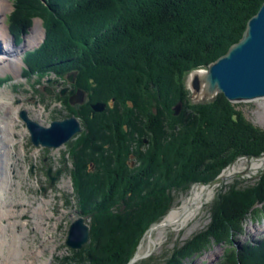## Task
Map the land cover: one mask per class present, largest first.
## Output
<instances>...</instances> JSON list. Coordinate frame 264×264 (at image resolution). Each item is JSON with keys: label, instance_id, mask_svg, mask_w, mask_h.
<instances>
[{"label": "trees", "instance_id": "1", "mask_svg": "<svg viewBox=\"0 0 264 264\" xmlns=\"http://www.w3.org/2000/svg\"><path fill=\"white\" fill-rule=\"evenodd\" d=\"M263 2L14 0L8 26L16 43L33 17L45 29L42 43L24 54L22 75L75 70L72 88L86 93L74 106L58 96L83 126L61 162L71 161L76 210L90 227L89 241L62 264H127L150 226L173 209L177 192L210 183L239 157L264 154V129L222 93L193 102L185 84L190 71L241 38ZM10 80L0 76V84ZM98 101L106 103L103 111L91 108ZM210 211L208 225L163 253L161 264H187L224 242L231 249L219 264H264V237L232 248L248 216L264 215V169L248 185L220 187Z\"/></svg>", "mask_w": 264, "mask_h": 264}, {"label": "rangeland", "instance_id": "2", "mask_svg": "<svg viewBox=\"0 0 264 264\" xmlns=\"http://www.w3.org/2000/svg\"><path fill=\"white\" fill-rule=\"evenodd\" d=\"M11 2L9 6L5 4V16L13 11L14 0ZM37 21H41L45 37L43 21L39 17H33L29 21L26 32L30 34L31 28H34ZM18 27L15 29L16 33H18ZM44 37L32 50L42 43ZM23 67L22 63L21 70ZM69 72L60 75L48 71L43 72L41 76L36 73L23 76L21 71L23 78L21 81H17L11 72L0 73L2 77H11L10 81L0 84V120L3 121V124L0 125V143L3 147L0 149V245L4 242L1 246L3 254L1 258H5L3 257L5 255L8 256V261L2 259L8 264H21L22 261L32 263L29 258L33 253L36 254L33 258L35 264H43L47 260H49L47 264H62L61 258L71 254L65 241L69 225L79 216V213L72 196L73 189L68 173L71 161L69 160L65 164L61 162L63 154L66 158L69 157L67 146L64 145L56 149L34 146L30 142L27 127L20 115V121L15 127L17 131L26 129L23 139L20 135L13 133L9 127L11 111L9 105L15 107L24 105L25 108L35 107L38 111L41 109L40 114L33 109H29L27 114L42 124L68 116L61 101H58V96L68 97V91L74 85L67 80ZM64 87H68V90L64 95H61L60 91ZM187 90L192 97L190 89L187 88ZM191 100L194 102L193 99ZM232 103L247 120L264 129V98ZM6 137L10 140H12L11 138L17 139L11 146V150L7 146ZM48 168H51L52 176L57 169H62L52 185H50V178L47 174ZM263 169L264 154L259 157H239L222 170L218 182L214 184L196 183L185 191L177 192L171 208H173L172 210L180 209L181 214H179L178 220L162 224L168 214L164 219L162 218L163 220L161 219L160 223L152 224L150 227H156L152 231L151 238L148 236L151 229H148L149 231H146L148 233H145L142 237L143 240L141 239L142 242L140 241L141 245L143 244L142 250H140L141 245L139 249L138 246L136 249L137 254L140 252L143 256L132 264H161L163 253L181 245L208 225L211 219V203L216 199L220 187L231 182L237 183L240 187L248 185ZM197 195L200 198L195 201ZM68 198L70 199L69 203L66 202ZM42 200L50 201L44 206V210L48 215L52 213L50 218L44 219L47 222L45 230L38 229L35 223L37 220L35 209L42 203ZM184 204L188 205L185 210L181 209ZM25 232H27L26 241L23 240ZM21 235L22 239L16 238ZM263 237L264 215H249L244 223L243 233L234 235L235 247L232 245V248L237 250L242 245L255 244ZM150 246L151 251L149 252ZM228 248L231 249L229 242L216 244L192 256L187 264H219L222 259L226 260L225 254ZM19 250L24 254L22 258L16 253ZM42 250L43 252L40 253ZM142 261L144 263H141Z\"/></svg>", "mask_w": 264, "mask_h": 264}, {"label": "water", "instance_id": "3", "mask_svg": "<svg viewBox=\"0 0 264 264\" xmlns=\"http://www.w3.org/2000/svg\"><path fill=\"white\" fill-rule=\"evenodd\" d=\"M13 44L15 45L14 41ZM76 74L75 70L67 74L70 84L75 83ZM185 83L192 92L191 99L196 103L213 100L218 93H222L231 102L264 98V2L247 20L241 38L207 67L190 71L186 75ZM47 90L51 92L49 88ZM67 90L68 87L62 88L60 94L64 95ZM85 100V91L80 88L69 89L70 105L82 104ZM181 106L182 102L179 101L174 106V114L181 111ZM105 107L106 103L100 101L91 104V108L97 112L103 111ZM19 115L25 122L30 142L34 146L56 149L66 145L83 131L82 123L75 115L54 119L47 124L31 119L24 109ZM61 170L57 169L52 176L51 168L47 169L50 185L58 178ZM220 174L210 183L218 182ZM89 238L90 227L84 216L79 214L69 225L65 243L70 249L78 250L89 241ZM132 259L127 264H131Z\"/></svg>", "mask_w": 264, "mask_h": 264}, {"label": "bare ground", "instance_id": "4", "mask_svg": "<svg viewBox=\"0 0 264 264\" xmlns=\"http://www.w3.org/2000/svg\"><path fill=\"white\" fill-rule=\"evenodd\" d=\"M9 3L10 2L8 0H0V49H1V51H0V73L11 72L16 77L17 81H21L23 79L22 75H21V71H22L21 70V64H22L23 53L26 50L37 46L41 42L42 38L44 37L43 36V28L41 26V21H37L34 28L32 27L33 31L31 28L30 34H28V35L26 34L27 36L24 34L23 42L21 44L14 45L12 36L9 34L8 28L3 22L4 18H5V12H4V10L6 8L5 4L7 6H9ZM20 45H22V46H20ZM8 104H9V102H8ZM9 106H10V110H11L10 111V117H9V122H10L9 127L13 133L20 135L21 138L23 139V137L26 133V129L23 128L20 131H17L15 126L20 121L19 120V112H20V110L24 109L25 106L24 105H20L18 107L11 106V105H9ZM29 109H33L35 112H38V114L41 113V109L38 111L35 107H33V108L26 107L25 111L28 112ZM30 118L35 120L33 117H30ZM2 124H3V121L0 120V125H2ZM11 139L12 140H10V138L6 137L7 146L10 150L12 149L11 146H13L15 141H17L16 138H11ZM2 148H3L2 144L0 143V149H2ZM196 197L197 198H195V201H198L200 196L197 195ZM49 202L50 201L42 200V203H40L38 208L35 209V218L37 219L35 223L37 224V227L40 230H45V227L47 225V222H45L44 219H46V218L48 219L52 216V213L50 215H48V213H45L46 210H44V206H46ZM187 206L188 205L184 204L181 209L185 210V208ZM179 214H181L180 209L172 210L162 224H166L168 222H170V223L175 222V220H178ZM15 224L18 225V223H15ZM9 225H11V224H9ZM155 227H153L150 230V233L148 234V236L150 238L152 236V231L154 230ZM23 235H24V237L21 235L19 237L16 236V238L22 239V237H23V240H25V237L27 236V232L23 233ZM3 243L0 245V253L2 251L1 246H3ZM142 247H143V244L141 245L140 250H142ZM149 248H150V250H149V252H150L151 246ZM42 252H43V250L40 253H42ZM16 253H18L21 258L24 255L23 252L20 250ZM2 255L3 254L1 253L0 264H8V262L6 263V262L2 261V259L6 261L8 256L5 255V256H3L5 258H1ZM35 255L36 254L33 253L31 255V257L29 258L32 260V263H29L28 261H25V262L22 261L21 264H35L34 263L35 261H33V258ZM142 256H143V254H141L139 252L136 255L135 259L132 260L131 264L134 263L135 261H137ZM47 263H49V260L43 262V264H47Z\"/></svg>", "mask_w": 264, "mask_h": 264}]
</instances>
